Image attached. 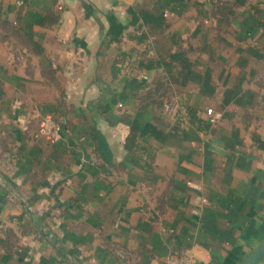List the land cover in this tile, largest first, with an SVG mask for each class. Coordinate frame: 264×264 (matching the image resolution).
<instances>
[{
	"label": "crops",
	"instance_id": "crops-1",
	"mask_svg": "<svg viewBox=\"0 0 264 264\" xmlns=\"http://www.w3.org/2000/svg\"><path fill=\"white\" fill-rule=\"evenodd\" d=\"M129 7L170 24L143 54H183L159 104ZM45 116L61 139L33 136ZM263 241L264 0H0V264H238Z\"/></svg>",
	"mask_w": 264,
	"mask_h": 264
},
{
	"label": "trees",
	"instance_id": "trees-1",
	"mask_svg": "<svg viewBox=\"0 0 264 264\" xmlns=\"http://www.w3.org/2000/svg\"><path fill=\"white\" fill-rule=\"evenodd\" d=\"M128 11L130 12V14L132 15V20L130 22V24L134 25L137 29H140V33L142 35H139L138 38L139 40H147L149 39V33L153 32L154 29L157 30H165L166 28H168L170 26V24L165 22L164 17H162L161 15L154 13L153 11L149 10V9H145V8H135V7H129ZM144 27H146V30H150L149 32L147 31H143L145 30ZM145 40V41H146ZM181 56H183V54L181 52H175V53H171L170 54V62H166L165 58L162 57H152V60H147V62H145V59L142 57L140 60H143V62L147 63L142 65L141 67H146V68H158L160 66H162V68H164L166 70V72L168 73V76L170 77V79H174L173 78V67H172V62L173 61H178L179 62V58H181ZM142 62V63H143ZM141 63V64H142ZM185 67V65H184ZM187 68H189V65L187 66ZM165 72V73H166ZM166 73V74H167ZM167 79V78H166ZM158 81H155L152 83V87L147 90V93H145V97L148 98L149 94L152 95L154 91H156V84ZM141 86H145V81H142ZM151 92V93H150ZM160 103V102H159ZM189 113L191 114V116H194L193 110L189 109ZM130 135L127 138L128 142L133 143L135 136L137 135H143L145 133H148L150 131H153L156 127L153 124H147L145 129L143 131H140L139 127H136L135 125L130 126ZM90 136L91 138L94 140V142L96 143V149L99 152V154L106 158V159H110V149L108 147V144L106 142V139L104 137L103 134H101V132L95 128H93L90 132ZM109 155V156H108Z\"/></svg>",
	"mask_w": 264,
	"mask_h": 264
},
{
	"label": "built area",
	"instance_id": "built-area-1",
	"mask_svg": "<svg viewBox=\"0 0 264 264\" xmlns=\"http://www.w3.org/2000/svg\"><path fill=\"white\" fill-rule=\"evenodd\" d=\"M159 69V71H161ZM145 80H150L149 75L147 73L143 74L141 76ZM120 106H122V103H119ZM165 108H170V103L169 101L164 102ZM207 114L212 116V121L215 120L216 116H214V112L212 108L207 109ZM25 130H29V126L26 125L24 126ZM47 135L48 137L54 139V140H59L62 137V132H61V127L59 123L52 117L45 116L42 119V125L39 131H35L33 133V136L37 137L39 135ZM168 264H195L194 258L191 255L188 256H172L168 259Z\"/></svg>",
	"mask_w": 264,
	"mask_h": 264
},
{
	"label": "rangeland",
	"instance_id": "rangeland-1",
	"mask_svg": "<svg viewBox=\"0 0 264 264\" xmlns=\"http://www.w3.org/2000/svg\"><path fill=\"white\" fill-rule=\"evenodd\" d=\"M143 31H147V32H149L150 30L148 29V30H142L141 32H143ZM140 35H142V34H140ZM161 40H162V45H161V47H158L157 45H155V47L157 48L156 49V51H158V52H161V53H164L165 52V45H164V33H163V31H162V33H161ZM146 40V39H145ZM151 44H152V42H151V40L150 39H147V42H146V46H144L143 47V49H142V52L140 53V55L144 58V59H146L147 57L149 58V59H151L152 60V58L151 57H153V56H150V55H147V54H143V53H145L146 51H148V49L149 48H152V46H151ZM131 54V53H130ZM129 54V55H130ZM132 54H136V52H132ZM138 55V54H137ZM125 58H126V56H124ZM141 57V58H142ZM123 58V57H122ZM162 58H163V56H162ZM143 60H140V61H138L137 62V67H141L142 65H144V64H147V63H145V62H143ZM142 63V64H141ZM165 72H166V70L164 69V68H162V70L161 71H158V69L156 70V73H158V74H162V75H159L158 77L159 78H157V80H155V81H158L157 82V84H156V91H154L153 92V94L152 95H150V97L152 96L153 97V102H157L158 104H159V102H163V100H164V98L166 97V93H168V92H170V88H169V80L168 79H166V74H165ZM145 88V87H144ZM153 88V87H152ZM151 93V92H150ZM25 130V129H24ZM27 131V130H26Z\"/></svg>",
	"mask_w": 264,
	"mask_h": 264
},
{
	"label": "water",
	"instance_id": "water-1",
	"mask_svg": "<svg viewBox=\"0 0 264 264\" xmlns=\"http://www.w3.org/2000/svg\"><path fill=\"white\" fill-rule=\"evenodd\" d=\"M264 258V241L238 264H258Z\"/></svg>",
	"mask_w": 264,
	"mask_h": 264
}]
</instances>
